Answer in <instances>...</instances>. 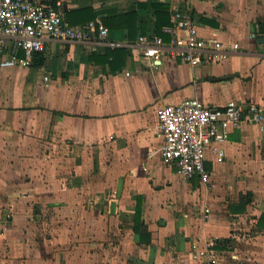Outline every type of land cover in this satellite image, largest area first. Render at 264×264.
I'll return each instance as SVG.
<instances>
[{"label":"crops","instance_id":"0c3cea01","mask_svg":"<svg viewBox=\"0 0 264 264\" xmlns=\"http://www.w3.org/2000/svg\"><path fill=\"white\" fill-rule=\"evenodd\" d=\"M48 1L71 26L100 21L109 35L49 41L30 66H0V264H205L195 242L216 264H264V132L244 124L222 158L209 149L205 186L164 163L158 126L160 108L187 98L264 104V0ZM178 7L201 38L239 48L197 67L146 58L140 38L170 43Z\"/></svg>","mask_w":264,"mask_h":264},{"label":"built area","instance_id":"2783aa9c","mask_svg":"<svg viewBox=\"0 0 264 264\" xmlns=\"http://www.w3.org/2000/svg\"><path fill=\"white\" fill-rule=\"evenodd\" d=\"M174 25L165 28L173 36L164 43L161 37L140 38L143 55L152 59L156 52L181 58L193 67L225 61L238 44L226 46L218 40L199 36L193 16L187 10L176 8ZM183 32V35H179ZM109 30L100 21L71 26L65 20L59 3L48 0H0V48L7 47L8 57L0 62L3 68L28 67L38 53H43L46 43L103 42ZM244 124L255 125L264 132V104L230 100L223 107H211L199 99L187 98L177 105H166L158 112V126L164 138L162 157L165 164L175 166L183 182L198 177L208 186L211 173L206 168V153L210 149L218 158L224 156L223 146L230 134ZM206 213L209 210L206 209ZM220 247L237 251L232 244ZM214 245V244H213ZM218 245V244H217ZM191 258L195 262L216 264L209 244L201 248L193 243Z\"/></svg>","mask_w":264,"mask_h":264},{"label":"trees","instance_id":"16d2710c","mask_svg":"<svg viewBox=\"0 0 264 264\" xmlns=\"http://www.w3.org/2000/svg\"><path fill=\"white\" fill-rule=\"evenodd\" d=\"M157 9H161L162 11H165L166 10V7L163 5V6H156ZM132 16H135V14H132L131 15V18ZM105 23L107 24V22L105 21ZM42 62V60H41ZM39 62V63H41ZM134 230L137 232V233H142L143 231H145V226L143 224V221H142V212H141V207H140V204H138L137 208H136V211H135V220H134ZM142 238V237H141ZM144 239V238H143ZM144 241V240H142Z\"/></svg>","mask_w":264,"mask_h":264},{"label":"rangeland","instance_id":"374dc122","mask_svg":"<svg viewBox=\"0 0 264 264\" xmlns=\"http://www.w3.org/2000/svg\"><path fill=\"white\" fill-rule=\"evenodd\" d=\"M87 257H89V258H91V256L89 255V256H87ZM90 264V263H89Z\"/></svg>","mask_w":264,"mask_h":264}]
</instances>
